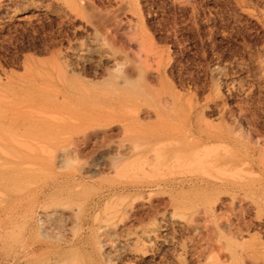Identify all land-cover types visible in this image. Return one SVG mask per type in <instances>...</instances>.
Returning <instances> with one entry per match:
<instances>
[{
  "label": "rangeland",
  "instance_id": "obj_1",
  "mask_svg": "<svg viewBox=\"0 0 264 264\" xmlns=\"http://www.w3.org/2000/svg\"><path fill=\"white\" fill-rule=\"evenodd\" d=\"M7 105L0 264H264V0H0Z\"/></svg>",
  "mask_w": 264,
  "mask_h": 264
},
{
  "label": "bare ground",
  "instance_id": "obj_2",
  "mask_svg": "<svg viewBox=\"0 0 264 264\" xmlns=\"http://www.w3.org/2000/svg\"><path fill=\"white\" fill-rule=\"evenodd\" d=\"M100 16H101V14H100V15L98 14V15L92 17L95 23H100V22H101V18H102V17L100 18ZM125 82H126V81H123V83H125ZM68 95H69V94H68ZM63 96H64V95H63ZM65 97H66V96H64V98H65ZM44 100H45V99H44ZM64 100H66V99H64ZM46 101H47V100H46ZM5 106H6V105H5ZM9 106H10V105H9ZM12 106H14V105L12 104ZM10 107H11V106H10ZM10 107H8V105H7V107H5L3 110L0 111V121L2 122V124H4V122H6V121H7V122H12L13 125L16 124V121H21V122L23 121V123H24V119H25V122H26V120H27L26 118H27V117L24 118V116H19L20 114H17L16 112L14 113L13 108H10ZM53 114H54V113H53ZM53 114H51V115H50V114H47V115H46L45 113L42 114L43 117H44V115H46V119H45V117H44L43 119L41 118V119H38V120H36V118H34V117L31 118V119H29L30 117H28V119H29V120H34L33 122H36V121H39V122H40V121H44L45 123L48 124V122H49V124H50V122H51L50 119H53V118L55 119V118H57V116L54 117ZM54 115H55V114H54ZM42 116H41V117H42ZM50 116H51V117L53 116V118H51ZM23 118H24V119H23ZM49 118H50V119H49ZM60 118H61V119H60ZM63 118H64V117H63ZM63 118L60 117V116H58V119H55V120H57V121L59 120V123H58V122H55V120L53 119L54 121H52L53 123H52L51 127L48 126V125H47V127L52 128V126H53L55 123L58 124V125L55 124L57 127H59V124L61 125V126L59 127V129H60V128H63V126L65 127V125L67 124V121L64 122V120H66L67 118H65V119H63ZM22 119H23V120H22ZM62 119H63V120H62ZM3 121H4V122H3ZM27 121H28V120H27ZM60 121H63V123H66V124L60 123ZM7 122H6V123H7ZM68 122H69V121H68ZM6 123H5V124H6ZM14 123H15V124H14ZM69 123H70V122H69ZM7 124H8V123H7ZM21 124H22V123H21ZM30 124H31V123H30ZM30 124H29V125H30ZM10 125H12V124L9 123V126H10ZM13 125H12V126H13ZM17 125H18V126H17ZM17 125H15V126L17 127V128H15V129H17V131H19V128H18V127H20V125H19L18 123H17ZM32 125H34V124L32 123ZM35 125L37 126V124H35ZM38 125H41V123L38 124ZM45 125H46V124H45ZM45 125H41V126H45ZM62 125H63V126H62ZM1 126H2V125H1ZM12 126H11V127H12ZM11 127H10V132H11V133H14L16 130H15L14 128H11ZM21 127H22V126H21ZM21 127H20V128H21ZM37 127H39V126H37ZM57 127H56V128H57ZM67 127H68V126H67ZM67 127H66V128H67ZM31 128H32V127H31ZM56 128H55V129H56ZM66 128H65V129H66ZM12 129H14V130H12ZM22 129H25V127H24V128L22 127ZM57 129H58V128H57ZM65 129H64V130H65ZM5 131H6V130H5ZM17 131L14 133L15 135H16ZM8 132H9V131H8ZM10 132H9V134H11ZM20 132H22V131H19V133H20ZM14 134H13V135H14ZM21 134H22V133H21ZM13 135H12V136H13ZM19 135H20V134H19ZM19 135H18V136L16 135L17 137H15V139H11L12 136H10V137L6 136V139H9V138H10L9 140H11V141L13 140V142L16 140V142H17V141H19V139H20V137H21V135H20V137H19ZM32 136H33V135H32ZM32 136H30V137H32ZM168 136H169V135H167L166 138H167ZM4 137H5V136H4ZM7 137H8V138H7ZM13 137H14V136H13ZM13 137H12V138H13ZM22 137H23V136H22ZM17 138H18V140H17ZM26 138H27V137H26ZM33 138H34V137H33ZM179 138H180V137H179ZM6 139H5V140H6ZM185 139H186V138H185ZM3 140H4V139H3ZM20 140H21V139H20ZM170 140H171V138H170ZM170 140H168V142H169ZM7 141H8V140H6V142H7ZM168 142H167V143H168ZM170 142H172V141H170ZM189 142H190V141H189ZM3 143H4V141H3ZM29 143H30V142H29ZM14 144H15V143H14ZM175 144H176V142L172 143L169 147H173V145H175ZM191 144H192V143H191ZM12 145H13V144H12ZM22 145H23V144H22ZM161 145H162V144H161ZM168 145H169V144H168ZM17 146H18V145H17ZM163 146H164V144H163ZM178 146L180 147V145H178ZM181 146H182V145H181ZM156 147H157V146H156ZM164 147H165V146H164ZM26 148H27V147H26ZM12 150H13V149H12ZM158 150H159V149H158ZM201 150H202V149H201ZM17 151H18V150H17ZM14 152H15V151H14ZM66 152H67V150H66V149H63V150L59 153V155H58V160L61 161V162L63 161V162H62L63 164L67 161V160H66V156H67V155H66ZM193 152H194V151H193ZM193 152H192V151H191V152L189 151V152L186 154V153L182 150V152L179 154L180 156H175V158L173 157V159H174V161H178V162H181L182 160L186 161L185 159H188V158H190L193 154H195V153H193ZM195 152H196V151H195ZM12 153H13V152H11V154H12ZM18 153H19V152H18ZM155 153H157V152H155ZM155 153H154V154H155ZM176 155H177V154H176ZM17 156H18V155H17ZM148 156H149V155H148ZM152 156H153V155H152ZM160 156H161V155H160ZM154 157L156 158V155H154ZM154 157H153V158H154ZM158 157H159V156L157 155V158H158ZM194 157H195V156H194ZM15 158H18V157H15ZM15 158H14V159H15ZM153 158H152V159L150 158V159H151V160H154ZM192 158H193V156H192ZM202 158H203V157H202ZM19 159L21 160V158H19ZM159 159H160V158H158V159H156V160H159ZM173 159H172V160H173ZM35 160H36V159H35ZM65 160H66V161H65ZM70 160H71V159H70ZM156 160H155V161H156ZM161 160H162V159H161ZM163 160H164V159H163ZM163 160H162V161H163ZM189 160H191V159H189ZM193 160H194V159H193ZM206 160H207V158H206ZM59 161H58V162H59ZM64 161H65V162H64ZM142 161H143V160H142ZM170 161H171V160H170ZM23 162H25V161H23ZM61 162H60V163H61ZM124 162H125V161H124ZM127 162H128V161H127ZM132 162H133V161H132ZM151 162H152V161H151ZM190 162H191V161H190ZM192 162L194 163V161H192ZM206 162H207V161H206ZM15 163H16V162H15ZM56 163H57V162H56ZM113 163H114V162H113ZM153 163H154V162H153ZM160 163H161V162H160ZM186 163H187V162H186ZM188 163H189V162H188ZM209 163H210V162H209ZM22 164H23V163H22ZM22 164H21V165H22ZM114 164L116 165L117 163H114ZM131 164H132V163H131ZM131 164H129V165H131ZM136 164H137V163H136ZM154 164H157V165H158L157 161H156ZM168 164H169V163H168ZM190 164H191V163H190ZM115 165H114V167H115ZM127 165H128V164H127ZM157 165H156V166H157ZM159 165H160V164H159ZM159 165H158V166H159ZM181 165H182V164H181ZM181 165H180V166H181ZM184 165H185V164H184ZM24 166H25V165H24ZM116 166H117V165H116ZM162 166H163V165H162ZM180 166H179V168H180ZM187 166H188V165H187ZM191 166H192V164H191ZM210 166H211V165H210ZM160 167H161V166H160ZM149 168H150V167H149ZM152 168H153V167H152ZM155 168H156V167H155ZM166 168H167V167H166ZM183 168H184V167H183ZM181 169H182V168H181ZM18 170H19V169H18ZM158 170H159V169H158ZM171 170H172V169H171ZM160 171H161V170H160ZM170 172H171V171H170ZM177 172H178V171H177ZM127 173H128V172H127ZM16 174H17V173H16ZM16 176H17V175H16ZM14 177H15V176H14ZM8 178H10V177H8ZM20 178H21V177H20ZM12 179H13V178H12ZM16 179H17V178H16ZM16 179H15V180H16ZM18 179H19V178H18ZM0 180H1V179H0ZM9 180H10V179H9ZM10 181H11V180H10ZM2 182H3V181H2ZM2 182H0V183H2ZM6 183H7V182H6ZM16 186H17V185H16ZM42 189H43V188H42ZM42 189H41V190H42ZM45 189H46V188H44V190H45ZM19 190H20V189H19ZM47 190H48V189H47ZM22 192H25V189H24V191H22ZM34 192H35V191H34ZM40 192H42V191H40ZM37 194H38V193H37ZM42 194H43V193H42ZM42 194H41V196H42ZM30 195H31V194H30ZM38 195H39V194H38ZM26 197H27V196H26ZM35 197H36V196H35ZM15 198H17V197H15ZM23 198H24V197H23ZM27 199H28V198H27ZM33 199H34V197H33ZM35 199H36V198H35ZM21 200H22V199H21ZM31 200H32V198H31ZM39 200H40V199H39ZM19 201H20V199H19ZM32 201H34V200H32ZM32 201H30V202H32ZM37 201H38V200H37ZM37 201H36V202H37ZM22 202H24V201H22ZM27 202H29V201H27ZM30 202H29V203H30ZM1 203H2V202H1ZM11 203H12V202H11ZM18 203H19V202H18ZM19 204H20V203H19ZM30 204H31V203H30ZM5 205H6V204H5ZM5 205H4V206H5ZM17 205H18V204H17ZM20 205H21V204H20ZM14 207H15V206H14ZM24 207L26 208L25 205H24ZM30 207H31V205H30ZM8 208H9V207H8ZM10 208H11V207H10ZM28 208H29V207H28ZM31 208H32V207H31ZM6 210H7V209H6ZM14 210H15V209H14ZM18 210H19V205H18ZM64 210H65V209H64ZM3 211H4V210H3ZM8 211H9V210H8ZM56 211H57V212H56ZM15 212H16V211H15ZM55 212L58 213V210H54V211H50V210H48V211H47V210L44 211V210H43L42 213H41L40 215H41L42 217H44V218L47 220V218H49V217L55 215ZM66 212H67V211H66ZM19 213H20V212H19ZM64 213H65V211H64ZM67 213H68V212H67ZM71 213H72V212H71ZM2 214H3V213H2ZM59 214H60V215L62 214L61 211H60ZM18 215H19V214H18ZM62 215H63V214H62ZM75 215H76V213H75ZM5 216H6V215H5ZM33 216H34V214H33ZM67 216H68V215H67ZM69 216H70V214H69ZM69 216H68V217H69ZM71 216H72V214H71ZM11 217H12V216H11ZM14 217H15V215H14ZM14 217H13V218H14ZM57 217H59V216H57ZM13 218H12V219H13ZM52 218H53V217H52ZM7 219H9V218H7ZM175 219H176V218H175ZM15 220H16V218H15ZM10 221H11V220H10ZM178 221H180V220H178ZM183 222H184V221H183ZM175 223L178 224L179 222H177V220H176ZM181 223H182V222H181ZM184 224H185V223H184ZM184 224H183V225H184ZM179 225H180V223H179ZM182 227H183V226H182ZM106 229H107V228H106ZM109 232H110V231H109ZM113 232H115V231H113ZM1 233H2V232H1ZM111 233H112V232H111ZM117 234H118V232H117ZM110 235H111V234H110ZM114 236H115V235H114ZM128 236L130 237V235H128ZM122 237H123V236H122ZM130 239H133V238H130ZM130 239H129V240H130ZM120 240L126 242V240H123V238L121 239V237H120ZM133 240H134V239H133ZM124 242H123V243H124ZM127 243H128V242H127ZM125 244H126V243H125ZM129 244H130V243H129Z\"/></svg>",
  "mask_w": 264,
  "mask_h": 264
}]
</instances>
